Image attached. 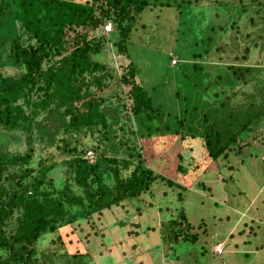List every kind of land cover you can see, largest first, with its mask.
<instances>
[{
    "label": "trees",
    "instance_id": "16d2710c",
    "mask_svg": "<svg viewBox=\"0 0 264 264\" xmlns=\"http://www.w3.org/2000/svg\"><path fill=\"white\" fill-rule=\"evenodd\" d=\"M81 1L0 0V264H114L111 255L100 263L89 249H79L84 243L77 223L90 222L98 231L109 228L111 236L148 213L160 214L154 226L133 232L124 242L151 235L158 239L160 220L166 256L173 257L198 236L181 207L163 203L159 185L167 184L180 201L197 183L206 188L201 178L215 164L240 155L243 136L264 120L263 55L256 54L261 61L253 63V53L264 52V0L213 5L208 22V11H201L195 19L199 30L192 25L180 32L196 35L184 48L190 54L178 55L175 47L164 50L166 67L158 82L141 75L132 60V33L148 29L138 26V19L148 23L146 13L154 12L157 17L149 20L153 37L158 32L162 38L172 18L185 24L182 17L192 14L195 2ZM164 9L175 12L162 25ZM241 19L249 20L253 34L246 35L247 44L236 43L234 55L226 58L225 44ZM107 22L116 27L110 41L115 38L113 44L129 60L117 82L129 88L126 118L103 96L117 78L103 59L106 37L96 35ZM217 54L220 61H213ZM174 56L178 66L170 64ZM165 57L154 54L152 66L163 69ZM88 136L89 146L81 141ZM173 139L199 146L193 147L199 153L186 161L187 167L180 147L166 148ZM140 141L150 145L140 146ZM25 142L26 150L12 149ZM55 150L65 156L70 175L58 185L50 176L59 161ZM90 150L94 160L87 157ZM112 213L118 214V223L107 221ZM161 247L158 243L153 251L162 252Z\"/></svg>",
    "mask_w": 264,
    "mask_h": 264
},
{
    "label": "rangeland",
    "instance_id": "374dc122",
    "mask_svg": "<svg viewBox=\"0 0 264 264\" xmlns=\"http://www.w3.org/2000/svg\"><path fill=\"white\" fill-rule=\"evenodd\" d=\"M85 1L87 0H82L81 2ZM152 1L165 2L166 0ZM191 1L195 2L194 6L190 7L192 14L186 12L182 17L185 24L181 25V22L178 21L179 17L177 18V23L172 18L173 24L169 30L163 32L162 38H160L158 32L155 33L156 37H153L154 31L149 20L152 21L157 17V15H153L154 12L146 13L148 19H144L148 20V23L138 19L137 25L143 26L147 24L148 29L143 30V28H140L139 31L136 30L132 33L134 43L130 44V46H132L131 56L132 60L134 58V61L140 66L141 75L145 76V78L148 77L147 79L149 81L158 82L159 76L163 74L167 61L165 57L167 48L175 47L178 55L190 54V50L184 48L189 46L192 42H195L196 35L193 33L187 36L180 32L183 30V32L187 31L189 27L192 28V25L194 29L197 28L199 30L200 27H198L195 19L200 16L201 11H208L209 16L206 17V21L208 22L212 14L211 6L216 4L233 5L237 2V0ZM218 11H220L221 16L225 18L229 16V14L225 13L223 8H220ZM174 12L175 10L173 9H164V13L160 14L161 18H159V22L165 25L169 22L168 16ZM192 20L193 22H190ZM108 24L107 22L104 26L99 28L96 35L98 38L106 37L104 41H106L107 45L105 44L106 48L104 50L103 59L109 63V66L114 68L117 78L110 81V87L104 90L103 96L108 99V103L119 106L123 110L122 117L126 118L130 116V111L127 108V103H129L127 92L129 88L119 86L117 82L119 81V75L124 73L123 65H128L129 60H127L124 55H121L118 48L113 44L115 38L110 41L116 27L111 23L112 30L107 31L106 27ZM239 24L240 28L232 30L233 36L227 41V44H225L227 51L226 58H230L231 54H233L232 52L236 50V43L240 42L242 45L247 44L248 39L246 38L253 34L254 28L249 20L244 21L241 19ZM258 28L261 29L260 27ZM255 34H257V32H255ZM70 35L73 36V33ZM246 35L248 36L246 37ZM154 54L165 57L162 62L163 69L152 66L151 60ZM256 54H262L264 57L263 51H255L253 53V55H255L253 63L261 61L256 58ZM220 57L221 56L217 54L213 61H220ZM228 62L230 61L228 60L226 63ZM170 64L171 66H178L180 64V59L174 56ZM123 106H126V108L123 109ZM243 139L245 140L238 146L240 148L239 150H241V154L234 155L233 153L234 156L231 157V162L225 161L220 165L215 164V167L211 168L209 172L201 178L200 183H205L206 188L198 186L197 183V186H193L187 191V194L185 193L186 196L184 194V201H180L178 199V193H172V190L167 184L159 185L157 192L161 198L164 197L163 203L174 210L181 207L193 226L191 230L192 234L198 236L197 242L184 244L180 249L177 248L175 251L176 254L173 252L176 257L174 255L171 258L166 256L164 242L161 240L162 231L159 230L160 220L157 228L158 239H155L154 236L151 235L150 237L152 238L143 236L142 238L139 237L129 242H124L126 239L132 237L129 235H132L133 232L139 230L145 231L149 229V227L154 226L155 220H157V218L159 219L160 214L150 215V213H148L149 216H145L142 219H131L129 223L127 222L128 225L126 227L121 228L117 232L115 231L116 234H111V236L108 231L109 228L108 230L98 231L97 226L90 222H85L84 224L77 223L78 226L76 230L80 231L82 234L81 237L84 243L79 249L82 251H85L86 248L89 249L97 262L100 263H103L104 259L111 255L115 257L114 264H127L129 259L133 260V264H264V120L259 125L255 126L250 136L246 133ZM81 141H84L88 146L91 144L89 136L82 138ZM168 142L166 148L172 144L175 145V148L178 149L180 147V149H182L184 153L182 163L184 166L187 165L186 161L195 160L194 158L198 156L197 153H199V151L195 152L193 147L199 150V146L196 145V141L194 140H186V142L182 141L179 143L173 139ZM149 143L150 142L140 141V146L150 145ZM18 148L26 150V142L23 147L18 145L12 146L14 150ZM55 151V155L59 161L50 176L54 178L55 183L58 185L61 181L64 182L70 175L65 164V156L60 154L57 150ZM90 151L87 157H89L90 160H94V152L92 150ZM144 153L143 150V154ZM164 153L165 152H163L161 156L166 158L167 156L164 155ZM160 154L161 153H155L157 156ZM39 156L40 152L38 151L36 160H38ZM167 158H169V156ZM202 158H204V156H202ZM230 165L234 167L233 170L229 168ZM193 167L194 164L192 167H189V169L192 170ZM201 172L202 171L199 170L197 173L200 174ZM198 187H200V189H197ZM166 192L169 193L167 197L165 196ZM120 208L121 207H119V209ZM125 211L126 209L121 211L119 216L120 219L124 217ZM164 213L170 214L171 212L165 211ZM108 216L109 218H107V221H111L110 223H118V214L112 213V215L109 214ZM104 219L103 221L105 222ZM122 220L127 219L124 218ZM138 221H142L143 228L136 227ZM74 235L75 234H73V237ZM87 236H89V239ZM120 243H122L121 246ZM158 243L162 244V252L161 249L153 251L154 246ZM92 245L95 246L96 249H93L91 247ZM222 246L223 254H216V251L222 248ZM70 249L73 252L75 251L73 248ZM151 251L155 254V259H153ZM160 253L161 256L159 260Z\"/></svg>",
    "mask_w": 264,
    "mask_h": 264
},
{
    "label": "built area",
    "instance_id": "2783aa9c",
    "mask_svg": "<svg viewBox=\"0 0 264 264\" xmlns=\"http://www.w3.org/2000/svg\"><path fill=\"white\" fill-rule=\"evenodd\" d=\"M106 30H107V31H111V30H112V25H111V23L108 24V26L106 27ZM217 253H218V254H222V253H223V249H222V248H219V249L217 250Z\"/></svg>",
    "mask_w": 264,
    "mask_h": 264
},
{
    "label": "clouds",
    "instance_id": "9594fccd",
    "mask_svg": "<svg viewBox=\"0 0 264 264\" xmlns=\"http://www.w3.org/2000/svg\"><path fill=\"white\" fill-rule=\"evenodd\" d=\"M222 249H223V246H222ZM216 254H218L217 251H216ZM222 254H223V253H222ZM222 254H218V255H222ZM167 264H168V263H167Z\"/></svg>",
    "mask_w": 264,
    "mask_h": 264
}]
</instances>
